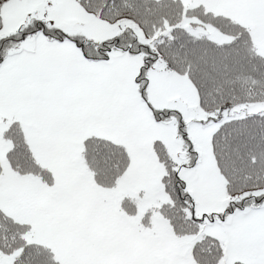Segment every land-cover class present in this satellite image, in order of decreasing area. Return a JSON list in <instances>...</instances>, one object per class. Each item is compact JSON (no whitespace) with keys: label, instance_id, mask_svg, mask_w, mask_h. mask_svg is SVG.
Returning a JSON list of instances; mask_svg holds the SVG:
<instances>
[{"label":"snow or ice","instance_id":"snow-or-ice-1","mask_svg":"<svg viewBox=\"0 0 264 264\" xmlns=\"http://www.w3.org/2000/svg\"><path fill=\"white\" fill-rule=\"evenodd\" d=\"M0 264H264V0H0Z\"/></svg>","mask_w":264,"mask_h":264}]
</instances>
